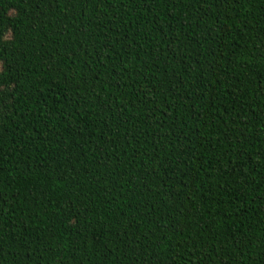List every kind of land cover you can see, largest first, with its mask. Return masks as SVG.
Listing matches in <instances>:
<instances>
[{
  "label": "trees",
  "instance_id": "obj_1",
  "mask_svg": "<svg viewBox=\"0 0 264 264\" xmlns=\"http://www.w3.org/2000/svg\"><path fill=\"white\" fill-rule=\"evenodd\" d=\"M0 264H264V0H0Z\"/></svg>",
  "mask_w": 264,
  "mask_h": 264
}]
</instances>
